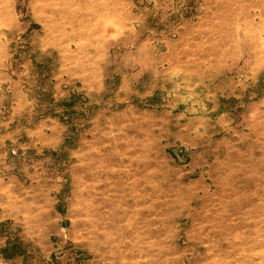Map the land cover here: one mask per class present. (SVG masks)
I'll list each match as a JSON object with an SVG mask.
<instances>
[{"label": "rangeland", "instance_id": "obj_1", "mask_svg": "<svg viewBox=\"0 0 264 264\" xmlns=\"http://www.w3.org/2000/svg\"><path fill=\"white\" fill-rule=\"evenodd\" d=\"M0 264H264V0H0Z\"/></svg>", "mask_w": 264, "mask_h": 264}]
</instances>
